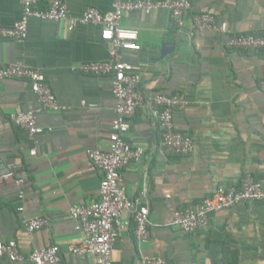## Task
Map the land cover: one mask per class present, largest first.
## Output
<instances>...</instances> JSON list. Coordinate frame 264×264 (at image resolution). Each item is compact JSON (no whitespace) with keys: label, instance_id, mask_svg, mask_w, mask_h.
<instances>
[{"label":"crops","instance_id":"obj_1","mask_svg":"<svg viewBox=\"0 0 264 264\" xmlns=\"http://www.w3.org/2000/svg\"><path fill=\"white\" fill-rule=\"evenodd\" d=\"M48 1L37 0V8L45 9ZM62 1L72 17L87 8L111 10V0ZM208 10L216 26L226 24L230 34L264 36V0H197L191 13ZM21 14L19 0H0V27L12 26ZM121 26L138 34L141 50L124 51L122 59L139 76L145 100L123 135L145 157L121 170V185L129 198L148 209L151 225L148 239L138 243L132 217L124 213L112 264H142L146 258L164 264H264V200L211 216L207 228L191 234L169 227L174 209L195 208L216 187H237L246 175L264 191V94L259 87L264 49L229 50L230 34L197 32L188 20L177 28L166 11L129 13ZM101 34L97 25L69 31L63 22L30 19L24 42L0 40V67L24 63L38 70L65 108L38 116L43 132L33 142L8 121L10 114L36 107L30 83L0 81V159L22 165L29 175L23 187L0 184V240L14 241L25 256L56 246L62 264H95L69 252L83 236L68 211L97 199L101 175L86 152L107 148L116 118L112 78L79 71L83 63L108 59L109 45ZM157 94L184 99L173 122L177 131L192 138V154H162L159 128L147 103ZM20 206L22 213L17 212ZM34 217L46 218L48 226L29 234L21 220ZM0 264L19 263L0 258Z\"/></svg>","mask_w":264,"mask_h":264},{"label":"built area","instance_id":"obj_2","mask_svg":"<svg viewBox=\"0 0 264 264\" xmlns=\"http://www.w3.org/2000/svg\"><path fill=\"white\" fill-rule=\"evenodd\" d=\"M197 0H111V10L101 13L95 8H87L77 17L68 13V6L62 0H49L45 9L37 8V0H19L22 14L10 27H0V40H12L19 43L27 37L28 21L38 19L56 23H66L69 31L77 26L97 25L102 28V39L109 45L108 59L101 62H87L79 66V71L86 75L110 76L112 95L116 101V118L110 126L109 144L106 149H94L86 152L91 165L100 173L101 181L97 199L87 205L72 206L68 217L75 230L83 236L82 240L69 248V252L80 259H92L95 264H112L111 252L120 234L119 220L124 213H129L134 223V237L138 243L149 236V211L138 200L129 198L121 185V170L141 162L145 152L140 147H133L123 139L130 128V120L138 110L144 107L145 100L139 92L140 78L133 72L132 66L123 61L122 52L141 50L138 34L134 30L121 26L122 18L129 13L150 14L156 11L169 13L177 28L190 22L191 29L201 31H220L230 34L226 24L216 26L213 13L208 10L191 13ZM226 48L237 51H258L264 49V36L258 34H230ZM8 79L24 80L30 83L36 98V107L25 112H16L8 116V121L16 128L26 132L29 140L35 142L43 132L37 118L46 112L65 110L54 97L44 76L36 69L24 63L9 64L0 67V81ZM264 94V79L260 82ZM150 115L157 122L160 134V150L164 155L188 156L194 151L191 137L176 130L173 114L185 106L182 97L157 94L147 101ZM29 182V175L20 164L5 163L0 159V184L13 183L23 187ZM23 194L19 199L23 202ZM264 200V191L260 183L244 176L237 187L215 188L212 196L195 208L174 209L171 212L169 227L191 234L208 227L211 216L229 210L236 205ZM23 207L17 209L23 212ZM21 225L32 234L48 226L43 217L22 218ZM0 258L11 263L62 264L60 250L56 246L35 249L23 255L14 241L0 240ZM142 264H164L155 258H146Z\"/></svg>","mask_w":264,"mask_h":264},{"label":"water","instance_id":"obj_3","mask_svg":"<svg viewBox=\"0 0 264 264\" xmlns=\"http://www.w3.org/2000/svg\"><path fill=\"white\" fill-rule=\"evenodd\" d=\"M166 51H167V48L164 47V48L162 49V54L164 55V54L166 53Z\"/></svg>","mask_w":264,"mask_h":264}]
</instances>
